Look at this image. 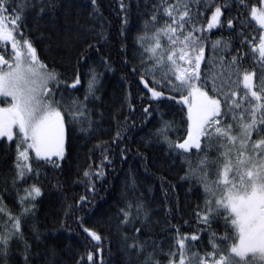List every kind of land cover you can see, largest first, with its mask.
Here are the masks:
<instances>
[{"label": "snow or ice", "instance_id": "snow-or-ice-1", "mask_svg": "<svg viewBox=\"0 0 264 264\" xmlns=\"http://www.w3.org/2000/svg\"><path fill=\"white\" fill-rule=\"evenodd\" d=\"M91 5L94 14L97 0H91ZM233 5L235 15L231 14ZM57 7L55 0H21L19 3L0 0V138L10 142L5 159H11L10 173L3 178L6 186L0 189V264H9L14 239L23 242V261L29 264L32 245L25 237L24 224L29 219L35 221L37 198L43 192L37 181L42 174L47 178V174L34 165L61 169L67 154L69 125L87 120L88 129L81 130L88 131L93 123L87 105L90 97L96 96L103 73L91 67L85 98L66 99L62 89H76L81 84L80 72L76 71L70 85L67 78L62 82V74L55 68L50 69L40 58L35 39L30 36L33 29L28 26L26 13L32 12L34 18L40 20ZM120 11L125 13L120 32L123 36L129 12L124 0H121ZM225 13L228 14L226 21ZM161 15L166 22L157 27ZM253 22L258 28L253 27ZM144 27L155 30L150 35L146 31L136 37L141 59L132 65L130 73L137 77L136 83L152 100H167L178 109V121L175 117L163 120L166 113H161V127L155 129L154 135L167 145L170 154L187 165L183 179L194 181L197 191L202 189L203 210L198 204L195 216L205 227L191 235L181 234V225L169 227L166 231L175 234L167 237L171 241L168 252L154 249L142 264H163L162 260L154 259L158 254L169 257L167 264H264V0H232L231 4L227 0L224 3L158 0ZM225 27L241 38V47L230 58L217 53L230 52L231 41L224 37L210 40L208 36L210 30ZM45 38L41 33L39 39ZM162 38H166V42ZM69 41L83 43L71 33L64 42L70 48ZM209 44L211 55L208 54ZM92 47L94 45L88 44L78 53L77 63L87 59ZM126 47L121 44V50ZM241 48L246 50L241 51ZM250 57L251 68L244 63ZM101 62L111 71L108 57H101ZM123 62L127 66V59ZM144 112L146 119L152 115L147 106ZM118 114L115 113L114 118ZM127 119L116 120V131L110 142L94 146L104 149L102 159L85 168L83 179L77 181L86 184L89 193L96 192V183L106 178L105 165L112 163L108 155L111 149L106 145L120 147L122 158L130 151L120 146L127 134ZM169 132L182 135L172 140ZM12 142L15 143L14 153ZM28 180L33 182L27 183ZM54 186L64 187L59 180ZM132 188H135L134 181ZM5 194L12 197L19 212L8 206ZM87 203L90 201L86 195L67 203L60 228H68V219L73 218L85 234L82 243L89 250L79 253L74 264H106L102 248L95 245L102 244L107 237L100 230L85 226L94 213L85 209L89 215H75V211L83 209ZM132 208V202L126 201L125 206L118 209V217H123L122 225L133 220ZM135 208L138 216L143 204L137 201ZM143 214L148 216L146 211ZM221 216L226 229L223 234L211 230V225L218 224ZM142 227L136 229L135 236L123 235L125 241H132L127 249L137 255H143L148 244L147 240L138 239ZM30 231L39 244L44 233L38 222L31 224ZM205 235L207 242H204ZM197 244L202 247L193 251Z\"/></svg>", "mask_w": 264, "mask_h": 264}, {"label": "trees", "instance_id": "trees-1", "mask_svg": "<svg viewBox=\"0 0 264 264\" xmlns=\"http://www.w3.org/2000/svg\"><path fill=\"white\" fill-rule=\"evenodd\" d=\"M55 2L58 6L57 10L43 19L36 20L32 12H27L26 15L28 26L33 29L30 36L35 39L40 58L50 69L55 68L62 74L61 81L67 78V83L70 85L76 71L81 74V84L76 89L70 91L62 89L65 91L66 99L85 98L91 67H95L103 75L100 77L101 82L96 96L90 97L87 105L90 110L88 115L93 121L91 129L81 130L88 129L87 120L69 125L67 129V154L63 167L54 170L50 166L34 165L40 167L42 173L47 174V178L42 174L37 181L42 185L43 192L42 196L37 198L38 212L35 221L29 219L24 224L25 237L32 245L29 264H74L79 253H86L89 250L83 246L85 234L73 218L68 219V228H71V231L68 228H60L65 205L74 203L82 195H86L90 203L85 204L83 209L76 210L75 215H89L85 209H91L94 213L90 214L85 226L94 227L107 237L102 244L95 245L102 248L101 254L106 264H142L147 254L154 249L157 252L161 249L163 253L168 252L171 241L167 237L175 234L174 231H166L169 227L181 225V234L189 235L205 227L197 222L195 216L198 204L203 210L202 189L197 191L198 186L194 181L183 179L187 165L183 164L182 159L175 154H170L167 145L154 135L155 129L161 127V113H166L162 117L163 120H172L175 117L178 121V109L172 107L167 100H152L150 94L136 83L137 77L130 73L132 65L138 64L141 59V49L137 45L136 37L146 31L150 35L155 30L146 29L144 21L150 17L153 5L158 0H124L129 6V12L128 24L123 36L120 32L125 13L120 11L121 0H97V11L94 14L91 0H55ZM216 2L224 3L225 0H216ZM227 2L231 4L232 0ZM231 14L235 15L234 5ZM227 18L228 14L225 13V21ZM165 22V17L161 15L156 26L159 27ZM206 22L205 20L204 23ZM253 27L258 28V25L253 22ZM237 31H239L238 27ZM41 33L45 34V39H39ZM69 33L78 37L83 43L69 41L68 44L71 45L69 48L64 43ZM208 36L210 40L224 37L231 41V51L228 53L219 51L218 55H227L230 58L236 53L237 48L241 47V38H237L235 33L228 31L226 27L224 30L214 28L209 31ZM162 39L166 42V38ZM88 44L94 47L90 49L86 60L77 63L78 53ZM121 44L127 46L126 50H121ZM8 47L10 49V44ZM208 49V54L211 55V44L208 45ZM245 50L241 48V51ZM101 57L110 59L111 71L105 68ZM125 59L128 61L127 66L123 62ZM244 63L246 67L251 68V57ZM146 106L152 111V115L147 119L144 112ZM117 112L119 114L114 118ZM125 117L128 118L127 134L123 137L120 146H126L130 151L122 158L120 147L111 143L106 145L111 149L108 155L112 158V163L105 165L106 178L96 183V192L89 193L86 184L77 181L83 179L82 173L85 168L98 164L102 159L101 153L104 149L94 146L99 142H110L116 131V120L124 122ZM168 135L175 140L182 133L169 132ZM0 140H3V143H0V189H3L6 186L3 178L10 173L11 159H5L10 142L6 138ZM11 147L14 153V142L11 143ZM200 155L203 156L205 153ZM57 180L64 185L63 188L58 189L54 186ZM32 182V180L27 181V183ZM126 201H131L133 204L131 209L133 220L122 225L123 217H118L117 213L119 208L125 206ZM137 201L143 204V211L148 213L147 217L144 216L143 211L137 216L135 208ZM5 202L14 212H19V206L15 205L11 196L5 194ZM185 221L188 223L185 224ZM34 222H38L39 228L44 233L39 244L35 242L30 231ZM223 223L221 216L218 224L211 225V230L223 234L226 231ZM141 227L138 239L147 240L148 244L144 254L137 255V252L127 249V245L132 241H125L123 235L135 236L136 229ZM53 229L58 231L54 232ZM207 239L205 235L204 242H207ZM153 241L156 243L153 244ZM201 247L202 245L197 244L192 250ZM22 253L23 242L14 239L11 242L9 264H24ZM96 258L99 260V255ZM168 258L165 254L154 257L162 260L163 264H167ZM176 259H179L178 255Z\"/></svg>", "mask_w": 264, "mask_h": 264}, {"label": "rangeland", "instance_id": "rangeland-1", "mask_svg": "<svg viewBox=\"0 0 264 264\" xmlns=\"http://www.w3.org/2000/svg\"><path fill=\"white\" fill-rule=\"evenodd\" d=\"M154 42V41H153Z\"/></svg>", "mask_w": 264, "mask_h": 264}]
</instances>
